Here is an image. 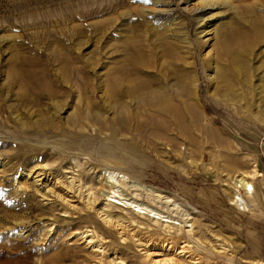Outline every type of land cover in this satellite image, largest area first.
Segmentation results:
<instances>
[{
	"label": "rangeland",
	"instance_id": "obj_1",
	"mask_svg": "<svg viewBox=\"0 0 264 264\" xmlns=\"http://www.w3.org/2000/svg\"><path fill=\"white\" fill-rule=\"evenodd\" d=\"M254 18L260 38L250 71L228 88L217 86L218 31L247 29ZM166 47L175 54L166 55ZM133 48L152 64L149 71L166 72L170 89L179 91L173 103L182 122L168 118L169 130L156 137L136 126L144 119L134 116L132 98H123L131 99L122 104L124 114L106 84L130 69ZM176 67L184 73L180 82L169 72ZM22 84L41 91L27 101ZM66 140L84 141L89 151L104 145L137 181L174 194L194 214L202 249L214 243L213 234L229 245L226 255L198 250L203 260L264 264V208L241 212L230 204L235 175L264 181L258 177L264 173V0H0V264H52V248L85 255L52 226L53 217L54 223L70 218L52 211L50 186L43 188L52 182V145ZM35 166L48 182L33 181L28 172Z\"/></svg>",
	"mask_w": 264,
	"mask_h": 264
},
{
	"label": "bare ground",
	"instance_id": "obj_2",
	"mask_svg": "<svg viewBox=\"0 0 264 264\" xmlns=\"http://www.w3.org/2000/svg\"><path fill=\"white\" fill-rule=\"evenodd\" d=\"M206 8L205 5L197 12ZM258 22V19L254 18L247 29L229 25L228 28L224 27L218 31L213 48V78L218 83L217 86L221 84L223 88H228L232 81L244 78L250 71L248 61L255 42L260 38L258 27L253 24ZM134 49H131L133 52L128 60L126 59L130 69L120 70L122 67L119 66L117 71L121 72L118 71L112 79L108 78L111 79L106 83L110 90L108 92L111 93L110 96H116L115 100L117 98L119 101H116V104L120 103L121 110L126 107L122 106L129 99L123 98H132L137 107L136 111H133L134 116L137 118L142 114L144 119L142 123L137 121L136 126L151 129L152 135L162 130L165 132V128L169 130L168 121L174 119V122H182L179 107L173 103L179 91L173 93L174 89H170L172 86L166 82V72L149 71L147 67L151 68L152 64L145 60L147 58L137 48V51ZM173 51L172 48L166 47L165 54L174 55ZM169 72L177 82H180L184 74L180 67ZM126 80L128 85L125 86ZM20 87L23 89L22 96L27 101L34 100L41 91L38 84H22ZM189 106H186V109L190 111ZM127 112L125 110L124 114ZM194 113L197 112L192 109V114ZM128 128L131 129L130 126ZM66 141L64 143L68 146L58 148L52 145V151L57 149V152L52 154V182H48L47 173L42 168L38 170L39 165L28 172L33 175L35 183L40 180H45L44 184L49 183L43 185V188L50 186L46 191L52 192V211L58 210V216L70 218L61 223H54L57 220L53 217L52 226L56 224L55 227L59 229L58 233L63 239H67L65 236L71 237L73 241L69 244H80L86 251L85 255L81 256L78 254L80 252L77 253L71 247H65L64 250L52 248V264H217L203 260L197 251L204 250L220 255L230 252L227 242H222L215 234L212 236L214 243L202 249L198 245L201 241L199 242V231L194 225V214L184 210L185 207H182L174 194L137 181L128 168L123 167L124 161L115 160L118 155L113 150L101 145L89 151L84 141ZM94 155L103 158L96 160ZM95 162H101L103 166L99 168ZM232 183L234 190L231 200L237 196L248 206L237 189H249V194L255 196L252 193L254 188L250 175L241 171L233 177ZM18 184V187L23 186L22 182ZM45 195L42 194V197H46ZM131 253L134 258L135 253L142 256L143 263L136 262Z\"/></svg>",
	"mask_w": 264,
	"mask_h": 264
},
{
	"label": "crops",
	"instance_id": "obj_3",
	"mask_svg": "<svg viewBox=\"0 0 264 264\" xmlns=\"http://www.w3.org/2000/svg\"><path fill=\"white\" fill-rule=\"evenodd\" d=\"M260 176L261 177H264V173L260 172V174L258 175V177H260ZM256 178H257V176H256ZM254 179H253V184H254L253 185V188L255 187V189H253L254 192L252 191V193L256 195V200H255L256 202L255 203H252L251 202V197H250L251 194L245 195V199L248 202V204L250 205V208H251V205H252V207H254V208L256 207L257 209H261V208H264V187H262V185H261V179H259L256 182H255ZM230 204L233 207H235L231 202H230ZM235 209H237V210H239L241 212H246L247 211V210L246 211L240 210L237 207H235Z\"/></svg>",
	"mask_w": 264,
	"mask_h": 264
},
{
	"label": "built area",
	"instance_id": "obj_4",
	"mask_svg": "<svg viewBox=\"0 0 264 264\" xmlns=\"http://www.w3.org/2000/svg\"><path fill=\"white\" fill-rule=\"evenodd\" d=\"M262 187H264V181H262ZM235 190H236V188H235ZM237 192H239L240 194H242V195H243V198L245 199V195L249 194V193L251 192V190H249V189L243 190V189L239 188V189H237ZM245 200H246V199H245ZM246 202H247V201H246ZM231 203H232L235 207H237L238 209H240V210H244V211H246L248 208H250L248 202H247V204H248V206H247L243 201L239 200V199L237 198V196H235V199L233 198V199L231 200Z\"/></svg>",
	"mask_w": 264,
	"mask_h": 264
}]
</instances>
